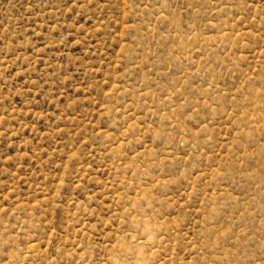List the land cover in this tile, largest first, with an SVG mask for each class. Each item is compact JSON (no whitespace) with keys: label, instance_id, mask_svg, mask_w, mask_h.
Masks as SVG:
<instances>
[{"label":"rangeland","instance_id":"1","mask_svg":"<svg viewBox=\"0 0 264 264\" xmlns=\"http://www.w3.org/2000/svg\"><path fill=\"white\" fill-rule=\"evenodd\" d=\"M0 264H264V0H0Z\"/></svg>","mask_w":264,"mask_h":264}]
</instances>
